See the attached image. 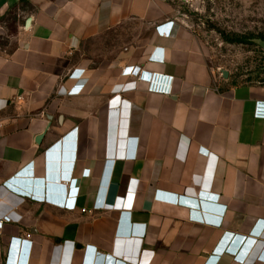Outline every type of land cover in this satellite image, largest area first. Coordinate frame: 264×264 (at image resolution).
Here are the masks:
<instances>
[{
	"label": "crops",
	"instance_id": "obj_1",
	"mask_svg": "<svg viewBox=\"0 0 264 264\" xmlns=\"http://www.w3.org/2000/svg\"><path fill=\"white\" fill-rule=\"evenodd\" d=\"M175 12L163 0H0V31L12 28L0 47V264L23 238L27 264H240L233 255L253 249L247 262L264 264V81L230 84ZM137 28L148 38L132 44ZM161 49L165 61L151 59ZM126 66L160 86L174 78L172 93ZM72 180L73 210L39 198H62Z\"/></svg>",
	"mask_w": 264,
	"mask_h": 264
},
{
	"label": "rangeland",
	"instance_id": "obj_2",
	"mask_svg": "<svg viewBox=\"0 0 264 264\" xmlns=\"http://www.w3.org/2000/svg\"><path fill=\"white\" fill-rule=\"evenodd\" d=\"M169 4L175 9L176 17L205 46L210 67L225 70L230 84L264 80V0H195L191 4ZM5 26L11 27V22L8 20ZM11 31L12 28H7L5 32ZM6 33L0 31V47H5ZM234 37L241 41L225 40ZM147 38L146 29L132 30V44Z\"/></svg>",
	"mask_w": 264,
	"mask_h": 264
},
{
	"label": "built area",
	"instance_id": "obj_3",
	"mask_svg": "<svg viewBox=\"0 0 264 264\" xmlns=\"http://www.w3.org/2000/svg\"><path fill=\"white\" fill-rule=\"evenodd\" d=\"M163 1H167V2H178L180 4H191L192 2H194L195 0H163ZM155 29L157 30V32L164 36L167 34V29H168V25L167 23H163V24H160V25H157L155 27ZM157 52H160V57H158L157 59L160 60V61H165V49H161L159 51H156ZM153 58V57H151ZM122 74L123 75H127V76H134L136 77L138 80H141V81H145V82H148V90L150 91H153V92H158V93H161V94H170L172 93V84L174 82V78H167V79H160L159 81H163V80H166L167 81V84L166 86H160L159 84L155 83V80L153 78V81H149L150 80V77L140 71L139 67L138 66H126L125 68H123L122 70ZM150 82V83H149ZM81 90V87H72L70 89H68L67 91V94L69 95H74V94H77L79 93ZM73 130H71L69 133H71ZM69 139H73V137L69 136L68 137ZM114 161V160H112ZM26 170V169H25ZM88 172L85 170V173L84 175H87ZM63 178L70 180L69 176L66 175V174H63L62 176ZM72 184L70 185V188H69V193L68 194H64L62 198H54L52 196H49V192H47L48 194L46 196L44 195H41V197L39 198H42V200H44L45 202H48L50 204H53L55 206H58L60 208H66V209H69V210H73L75 208V201H76V198H77V187L74 186L75 184V180H72L70 181ZM7 186L11 187L10 184L6 183ZM65 186H68V182L64 184ZM23 197H26V198H35L37 199V195L36 194H30L28 192H23V191H19ZM176 196V195H174ZM176 201V200H175ZM174 201V203H175ZM4 221H9V217L8 216H3L2 219L0 220V226L1 224L4 222ZM260 224L261 225V228L258 230V232L260 233V235H264V221H260L257 223V225ZM29 236V235H27ZM244 238V237H243ZM26 240V241H25ZM30 240L28 241V239H25L23 238L22 240H19L17 241L16 243V255L18 253V248L22 246V251L23 253L26 252L28 250V244H29ZM225 248H218V249H215L214 250V253L220 255V254H223L225 253ZM254 249L249 252H246V253H250L248 256L247 254L245 253L243 256L241 255H233V258L239 262L240 264H246L248 263V258L252 255ZM235 253V252H234ZM259 259H264V255H261L259 252H257L255 254V260H259ZM15 264V262H14Z\"/></svg>",
	"mask_w": 264,
	"mask_h": 264
},
{
	"label": "clouds",
	"instance_id": "obj_4",
	"mask_svg": "<svg viewBox=\"0 0 264 264\" xmlns=\"http://www.w3.org/2000/svg\"><path fill=\"white\" fill-rule=\"evenodd\" d=\"M151 59H153L154 61H156V62H159L160 60H158L157 59V57H154V58H151ZM161 62H163V61H161ZM69 181V180H68ZM72 183L71 182H69V186L71 185ZM69 193V192H68ZM67 193V194H68ZM30 244V243H29ZM28 244V250L26 251V252H24V253H22L21 252V256H18L17 257V255H15V259H14V262H15V264H18V261L20 260V264H27V261H28V258H29V253H30V246H31V244L29 245ZM20 251H19V249H18V253H19ZM17 253V254H18ZM257 261H261V262H263L264 263V259H259V260H257ZM81 264H85V254H84V256H83V258H82V262H81ZM246 264H249V263H246Z\"/></svg>",
	"mask_w": 264,
	"mask_h": 264
},
{
	"label": "trees",
	"instance_id": "obj_5",
	"mask_svg": "<svg viewBox=\"0 0 264 264\" xmlns=\"http://www.w3.org/2000/svg\"><path fill=\"white\" fill-rule=\"evenodd\" d=\"M226 41L228 42H236V43H239L241 40L239 38H225Z\"/></svg>",
	"mask_w": 264,
	"mask_h": 264
},
{
	"label": "water",
	"instance_id": "obj_6",
	"mask_svg": "<svg viewBox=\"0 0 264 264\" xmlns=\"http://www.w3.org/2000/svg\"><path fill=\"white\" fill-rule=\"evenodd\" d=\"M220 72H221V74H222V76H223L224 78L227 77V72H226L225 70H220ZM263 81H264V80H263Z\"/></svg>",
	"mask_w": 264,
	"mask_h": 264
}]
</instances>
